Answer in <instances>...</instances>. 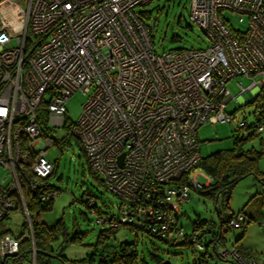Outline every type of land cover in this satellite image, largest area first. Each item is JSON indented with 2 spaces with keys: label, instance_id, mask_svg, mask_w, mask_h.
<instances>
[{
  "label": "built area",
  "instance_id": "2783aa9c",
  "mask_svg": "<svg viewBox=\"0 0 264 264\" xmlns=\"http://www.w3.org/2000/svg\"><path fill=\"white\" fill-rule=\"evenodd\" d=\"M151 1L0 0V167L7 171L0 220L21 199L33 238L22 184L44 191L41 200L55 196L45 186L54 166L44 125L64 126L66 101L81 90L89 96L71 130L121 200L111 224L146 220L151 232L172 235L174 201L188 200L204 174L194 173L202 159L198 128L233 120L225 108L238 76L252 80L246 88L240 81L242 96H264V0H190V19L210 45L163 53L135 11ZM0 240L1 260L18 253L19 239Z\"/></svg>",
  "mask_w": 264,
  "mask_h": 264
},
{
  "label": "rangeland",
  "instance_id": "374dc122",
  "mask_svg": "<svg viewBox=\"0 0 264 264\" xmlns=\"http://www.w3.org/2000/svg\"><path fill=\"white\" fill-rule=\"evenodd\" d=\"M189 1L153 0L135 8L138 14H141L142 11L150 14V18H143V22L149 25L154 51L163 53L166 50H175L179 47L190 49L210 45L206 32L195 21L190 19ZM227 17L231 19L234 28L245 29V23L239 21L238 15L228 14ZM174 35L179 36L178 41L172 39ZM240 81L243 83V87L246 88L252 80L245 76H238L228 83V88L231 89L233 99L227 103L225 111L232 115L233 120L230 122L218 121L217 123L205 122L198 128L197 138L200 142L202 156L217 152L219 149H229L232 147L237 133L235 129L240 121L245 119L248 124L251 123L256 117L254 111L257 109V103L261 102L262 105L264 104L263 92L256 94L258 98L254 99L255 103H243V101L238 100L237 97L243 90ZM88 93L89 91L86 93H83L81 90L75 91L66 101L65 106L67 108L68 124H73L79 120L83 112V105L89 96ZM45 131L60 141L47 149L46 156L53 162L54 160L57 161V170L47 178V183L60 188L61 192L55 196L52 210L44 211L41 214V218L50 226L54 225L58 219L63 218L65 224L71 228V231L75 227L77 231L84 232L82 235L84 236L83 243L81 245L69 243L66 247H62L61 241L55 244V249L62 251L67 257L68 263L73 264L72 262L74 260L86 258L88 254L96 251L93 250V244L96 243L100 231L109 227L107 222L103 225L96 223L97 213L95 212L98 210L93 207L88 208L82 199L88 197H92L91 200L95 199L98 209L106 216L119 214L120 211L118 208L121 200L116 193L107 189L106 185L101 183L92 173L90 167L87 165L82 143L77 141V137L70 134V131H68L65 125H53L51 131L50 128L45 126ZM261 135L264 139V132ZM258 143L259 140L256 138L252 144L258 145ZM257 165L258 169L264 172V155L259 158ZM201 172L198 168L194 171V173ZM6 174L7 171L0 167V180ZM198 181L200 185L207 186L209 185L210 179H207L202 174L198 176ZM237 183L228 201L230 208L224 207L222 198L215 203L210 197L202 195L195 188L190 189L189 199L185 200V202L177 203L175 200L174 206L179 214V221L182 225L183 232L192 233L193 222L197 216L207 220H215L219 223L220 219H218V213L216 212L217 208L221 209L223 218H226L230 213L238 212L244 208V204L255 193L262 191L264 188L254 175H248ZM86 214L88 219L85 216ZM25 218L26 216L21 211L13 210L9 213L8 218L0 222V230L7 228L14 235L18 236L22 232V225ZM241 232L242 230L240 228H233V231L228 234L226 246L218 245V254L224 249L232 252L234 250V241ZM139 234L138 238L135 231L122 225L114 235L106 239L104 245H99V249L94 255L97 260L96 263L98 264L100 255L104 254L105 247L109 249L108 254H112L116 249H119L120 244L128 242H136L138 246L139 264H157L154 257L160 260L170 259L174 264H194V258L199 257L198 253H192L189 247L186 248L181 244L172 245L156 237H149L143 232H139ZM29 236L32 237L31 233H29ZM209 238L210 235H207L204 240H209ZM32 250L33 256L31 262L32 264H36L35 246ZM17 251L19 253V248ZM210 252L212 255L208 259L207 264H230L224 259H219L218 254L213 248ZM224 253H222L224 258L233 257L231 254L224 255ZM12 260L14 259L11 258L8 263L13 264ZM51 261L52 264H65L59 257H53Z\"/></svg>",
  "mask_w": 264,
  "mask_h": 264
},
{
  "label": "trees",
  "instance_id": "16d2710c",
  "mask_svg": "<svg viewBox=\"0 0 264 264\" xmlns=\"http://www.w3.org/2000/svg\"><path fill=\"white\" fill-rule=\"evenodd\" d=\"M143 18H150V14L145 11H142L139 16V19L143 22ZM147 26L149 27V25ZM172 39L174 41H178L179 36L174 35ZM178 49H180V47ZM257 98V96L253 97L250 103H255L254 99ZM254 112L256 114V117L251 123L248 124L244 119L246 122V126L241 127L239 124L235 129L237 133L232 147H230L229 149H219L217 152H212L206 156H202L200 163L196 166V169H200L202 173H204V175L206 177L208 176L210 179L209 185H201L196 189L202 195L210 197L215 203L222 198L224 202V207L226 208H230L228 205V201L232 196L231 192L234 187L238 184L237 182L242 180V178L248 175H254L255 178L264 187V172L259 170L257 165L259 158L264 155V139L261 135V133L264 132V104L262 105L261 102H258L257 109ZM67 119L68 116L66 114V120ZM68 123L69 122L67 120L65 126L67 127L68 131H70V134L74 135L73 131L71 130L72 124ZM260 125L263 126L262 131L257 130ZM45 126L46 123L44 125L43 133L52 139L53 144L59 143V140L50 136V134L45 131ZM244 129H246L248 132L245 133L243 131ZM256 138L259 140L258 145L252 144L254 139ZM77 141L79 142L78 138ZM83 153L85 154L84 147ZM52 163L54 166V172L52 173L53 175L57 170V161L54 160V162L52 161ZM89 167L95 177H97V179L101 181V183H104L107 187L104 178L98 173H96L94 170H92L91 166ZM47 178L45 180L46 190L53 191L54 193H56V196L61 192V190L56 186L54 187L48 184ZM107 189L109 188L107 187ZM22 192L24 195L25 202L28 206L27 209L31 218V225L33 227V239L29 236L30 227L26 218L22 225V232L18 236L14 235L7 228L0 230V239L6 234H11L20 240L19 253L16 254V256L13 255L9 258L6 257L3 260L4 263H2V260H0L2 261L0 264H7V262L11 260V258H13L14 260L24 258L31 261L33 256L32 249L34 248V246L36 250V264H51L50 260L52 257H59L62 261L65 262V264H69V261L67 257L63 254V252L57 251V249H55V244L61 241L62 247H66L67 245H69V243H77L81 245L83 243L82 240L84 236L82 235L84 232L77 231V228L75 227L71 231V228H69L65 224L63 218L58 219L56 223L52 226L44 222V220L41 218V214L44 211L52 210L55 196L41 200V194L44 193V191L38 190L31 192L24 183L22 184ZM91 198L88 197L86 199H82V201L86 204L88 208L93 207L98 210L95 212L92 209L95 213H97V217L95 219L96 223L103 225L105 222H107L109 224V227L104 228V230L100 231L96 243L93 244V250L97 251L99 249V245H104L106 239L114 235L116 231L122 227V225H125L130 230L135 231V234L138 238L140 235L139 232H143L149 237H156L172 245L181 244L186 248L189 247L192 250V253L197 252L199 255V257L194 258V264H207L209 261L208 259L212 255L210 250L213 248L218 254V245L225 247L227 244L226 241L228 238V234L233 231V228H240L242 232L235 239V244L233 246L234 250L232 251L237 253V257L234 256L231 258H224L223 256H221V252V255L218 254L219 259H224L230 264H246L247 262H256L257 264L259 263V253H256L250 249H246L245 247H243L241 245V240L245 238L247 227L251 223L257 221L260 222V219H264V188L262 191L255 193V195L252 196L248 200V202L244 204V208H242L238 212L230 213L226 218H223L221 209L217 208L216 212L218 213V219H220L219 223H217V221L215 220H207L197 216V218L193 222L191 234L183 232L182 225L179 221V214L176 213V220L173 228H171L172 235L170 237H162L160 234H155L151 232L149 230L150 223L146 220L144 221L143 225L139 224L138 227L134 225L131 226L129 224H124L119 221H117L119 222V224L114 226L113 224H111V220H117L120 212L118 215L115 216L103 215V212L98 209L97 201L95 199L91 200ZM17 204L18 208L14 210H19L22 212L23 204L21 203V199L18 200ZM85 216L88 219L87 214ZM8 217L9 214L5 218L0 220V222ZM239 217H241L242 219H239ZM100 218L103 222L97 221L100 220ZM233 220H235L234 223H232ZM180 231L183 232L182 235L179 234ZM207 235H210L209 240H204ZM137 247L138 246L136 242L122 243L120 244L119 249H116L114 252H112V254H108L109 249L105 247V250L103 251L104 254L100 255L98 264H139ZM224 250L229 251L228 249ZM96 251H93V253L88 254L86 258L74 260V262L72 263L97 264V260L94 256ZM154 258L156 259L157 264H161L162 261H164L156 257Z\"/></svg>",
  "mask_w": 264,
  "mask_h": 264
},
{
  "label": "crops",
  "instance_id": "0c3cea01",
  "mask_svg": "<svg viewBox=\"0 0 264 264\" xmlns=\"http://www.w3.org/2000/svg\"><path fill=\"white\" fill-rule=\"evenodd\" d=\"M240 94L237 99L241 100ZM207 182V181H206ZM241 245L246 249H250L259 253V263L264 264V219H260V222L251 223L246 230L245 238L241 240ZM53 258V257H52ZM51 261V260H50ZM13 264H32L28 259L12 260ZM7 264H9L7 262ZM52 264V261H51Z\"/></svg>",
  "mask_w": 264,
  "mask_h": 264
},
{
  "label": "water",
  "instance_id": "95a60500",
  "mask_svg": "<svg viewBox=\"0 0 264 264\" xmlns=\"http://www.w3.org/2000/svg\"><path fill=\"white\" fill-rule=\"evenodd\" d=\"M253 99V95L244 94L240 101H243V103H250ZM124 157V154L120 155L119 161L121 162ZM161 264H173L170 259H164Z\"/></svg>",
  "mask_w": 264,
  "mask_h": 264
}]
</instances>
